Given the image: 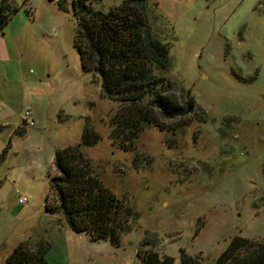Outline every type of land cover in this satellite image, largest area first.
<instances>
[{
  "label": "rangeland",
  "instance_id": "rangeland-1",
  "mask_svg": "<svg viewBox=\"0 0 264 264\" xmlns=\"http://www.w3.org/2000/svg\"><path fill=\"white\" fill-rule=\"evenodd\" d=\"M10 1L19 9L0 32V264L36 236L48 264H139L144 241L173 264L183 253L211 264L232 236L264 240V0H147L151 31L168 45L162 74L196 106L182 124L161 120L174 134L146 125L132 150L111 138L117 103L80 66L73 0ZM89 1L102 11L121 2ZM85 127L99 138L84 155L138 213L119 246L46 211L54 150Z\"/></svg>",
  "mask_w": 264,
  "mask_h": 264
},
{
  "label": "trees",
  "instance_id": "trees-1",
  "mask_svg": "<svg viewBox=\"0 0 264 264\" xmlns=\"http://www.w3.org/2000/svg\"><path fill=\"white\" fill-rule=\"evenodd\" d=\"M90 3L72 1L74 46L82 70L94 74L102 96L117 103L111 138L119 148L132 150L146 125L174 134L176 127L161 120L178 119L182 124L196 105L184 88L176 94V82L162 74L170 64L168 45L151 31L147 0H121L106 11L94 9ZM18 9L10 0H0V32ZM98 138L93 129L85 127L77 143L54 150L46 211L60 214L74 232L119 246L128 222L138 213L102 183L84 155L82 147L95 144ZM146 244L149 242H141L136 250L139 264H173L171 256L145 248ZM48 248L43 240H22L6 255L4 264H48ZM179 264L201 262L199 257L183 253ZM211 264H264V240L232 236Z\"/></svg>",
  "mask_w": 264,
  "mask_h": 264
},
{
  "label": "built area",
  "instance_id": "built-area-1",
  "mask_svg": "<svg viewBox=\"0 0 264 264\" xmlns=\"http://www.w3.org/2000/svg\"><path fill=\"white\" fill-rule=\"evenodd\" d=\"M28 115H30V111H29V109L28 108H26L25 110H24V115H23V117H24V122H26V124H30V125H32L33 124V121L32 120H30L29 122H27L28 121ZM26 201V198L23 196V197H19L18 198V202L19 203H24Z\"/></svg>",
  "mask_w": 264,
  "mask_h": 264
},
{
  "label": "crops",
  "instance_id": "crops-1",
  "mask_svg": "<svg viewBox=\"0 0 264 264\" xmlns=\"http://www.w3.org/2000/svg\"><path fill=\"white\" fill-rule=\"evenodd\" d=\"M2 127H3V125L0 124V132H1L2 129H3ZM8 143H9V142H8ZM8 143H7V144H8ZM28 239H29V238H28ZM36 239L38 240L37 236H36ZM23 240H24V239H23ZM21 241H22V240H21ZM19 242H20V241H19ZM13 247H14V245L12 246V248H13ZM12 248H11V249H12ZM11 249H10V250H11ZM9 252H10V251H9ZM9 252H7V254H8ZM7 254H6V255H7ZM6 255L4 256V259H5Z\"/></svg>",
  "mask_w": 264,
  "mask_h": 264
}]
</instances>
